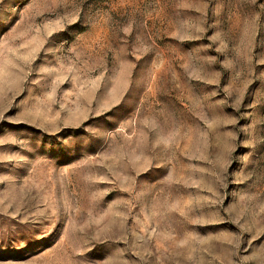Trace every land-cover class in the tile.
<instances>
[{
	"label": "rangeland",
	"instance_id": "rangeland-1",
	"mask_svg": "<svg viewBox=\"0 0 264 264\" xmlns=\"http://www.w3.org/2000/svg\"><path fill=\"white\" fill-rule=\"evenodd\" d=\"M0 264H264V0H0Z\"/></svg>",
	"mask_w": 264,
	"mask_h": 264
}]
</instances>
